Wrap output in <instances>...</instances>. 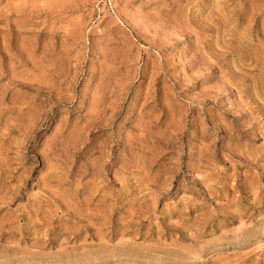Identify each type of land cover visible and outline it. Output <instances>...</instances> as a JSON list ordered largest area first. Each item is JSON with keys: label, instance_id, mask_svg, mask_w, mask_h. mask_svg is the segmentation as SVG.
I'll return each mask as SVG.
<instances>
[{"label": "rangeland", "instance_id": "374dc122", "mask_svg": "<svg viewBox=\"0 0 264 264\" xmlns=\"http://www.w3.org/2000/svg\"><path fill=\"white\" fill-rule=\"evenodd\" d=\"M0 264H264V0H0Z\"/></svg>", "mask_w": 264, "mask_h": 264}]
</instances>
